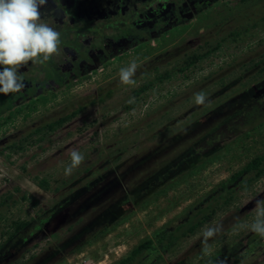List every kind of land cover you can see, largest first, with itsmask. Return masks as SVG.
<instances>
[{
  "label": "rangeland",
  "instance_id": "rangeland-1",
  "mask_svg": "<svg viewBox=\"0 0 264 264\" xmlns=\"http://www.w3.org/2000/svg\"><path fill=\"white\" fill-rule=\"evenodd\" d=\"M133 61L136 84H120V69ZM263 90L264 0H218L163 38L19 107L0 124V264L126 257L264 154V123L252 131L256 123L245 124L247 112L264 109ZM201 92L206 101L196 104ZM60 117L68 119L49 131ZM73 149L84 161L65 174ZM189 152L214 153L181 176L174 169L169 177L180 178L144 203L127 202V192ZM257 200H264V175L155 264H263L264 237L236 227L253 222ZM21 222L28 226L14 233ZM214 225L222 230L205 250L203 232Z\"/></svg>",
  "mask_w": 264,
  "mask_h": 264
},
{
  "label": "flooded vegetation",
  "instance_id": "flooded-vegetation-1",
  "mask_svg": "<svg viewBox=\"0 0 264 264\" xmlns=\"http://www.w3.org/2000/svg\"><path fill=\"white\" fill-rule=\"evenodd\" d=\"M216 1L49 0L41 12L60 33V54L43 66L29 62L19 70L18 74H28L34 82H24L19 93L0 94V124L14 117L19 107L49 98L57 87L81 80L130 49L145 47L154 38L185 26Z\"/></svg>",
  "mask_w": 264,
  "mask_h": 264
},
{
  "label": "trees",
  "instance_id": "trees-1",
  "mask_svg": "<svg viewBox=\"0 0 264 264\" xmlns=\"http://www.w3.org/2000/svg\"><path fill=\"white\" fill-rule=\"evenodd\" d=\"M207 55V53H203L193 56L185 61L184 65L185 67L192 66L194 63L201 60ZM161 77L162 78L160 79H165V77H167V74L162 75ZM151 87L152 83H147L146 85L140 87L135 92V94L139 95ZM252 91L253 93L257 94L261 90L253 88ZM39 96L42 95L39 94ZM73 115L74 113H72V116ZM10 119L11 117L6 118V122H8ZM67 119L68 117H60L47 125V129L49 131H55L57 130L56 128L63 124ZM259 119L263 120L258 121ZM245 120V124L249 126H252L254 123H256L250 129V131L257 129L264 123V109H251L246 113ZM229 130L231 131L232 129ZM214 152H209L207 154L201 155L200 157H195L197 155H192L190 152L188 153L189 155H183V157L178 159L175 167L172 165L164 167V170L159 171L153 177L147 179V181H143L131 192H127V202L130 203L132 201L136 204V206L144 203L150 196L156 194L163 187L169 186L170 184L176 182L178 178H180L179 175L181 176V174H184L185 172L194 170L197 165L202 163L204 159L208 158L210 154ZM196 158L199 159L196 164H193ZM174 169L178 170L180 174L177 177L171 178L169 177V175L172 174ZM263 175L264 154L252 158L245 166H243L236 173L232 174L215 190L207 194L202 201L190 207L183 215L176 218L170 224H167L160 230L156 231L151 238L146 239L145 241L140 243L126 257L120 259L114 264H147L148 262H150V260L151 264H155L164 255L169 254L176 247H178L179 244L186 238L194 235L199 228H201L206 222L214 217L219 211L230 205L236 193L245 191L250 186V184L261 179ZM142 192L145 193V195L144 198L140 200L139 198L142 195ZM26 226H28L27 222L16 224L14 225L13 232H19ZM104 227L106 231L107 226ZM11 238L12 235H10L9 239ZM252 243L253 242H251L250 244Z\"/></svg>",
  "mask_w": 264,
  "mask_h": 264
},
{
  "label": "clouds",
  "instance_id": "clouds-1",
  "mask_svg": "<svg viewBox=\"0 0 264 264\" xmlns=\"http://www.w3.org/2000/svg\"><path fill=\"white\" fill-rule=\"evenodd\" d=\"M49 0H0V94L19 93L25 88L24 76L19 70L32 65H45L54 56L60 54L61 36L58 31L43 19L41 9ZM138 64L133 61L121 68L118 76L122 85H135L133 78ZM206 101L204 93L195 94L196 104ZM130 98L128 103H134ZM71 163L65 168V174H71L83 161L84 155L73 149ZM255 217L250 225L238 223V228H248L251 232L264 237V200H257ZM222 230V225L207 227L203 232V247L207 250L208 240Z\"/></svg>",
  "mask_w": 264,
  "mask_h": 264
}]
</instances>
